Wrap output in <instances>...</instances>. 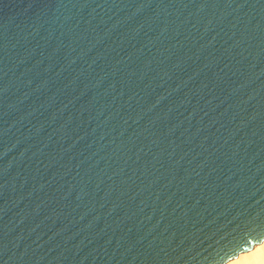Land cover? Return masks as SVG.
I'll return each instance as SVG.
<instances>
[{
	"label": "water",
	"instance_id": "95a60500",
	"mask_svg": "<svg viewBox=\"0 0 264 264\" xmlns=\"http://www.w3.org/2000/svg\"><path fill=\"white\" fill-rule=\"evenodd\" d=\"M263 241L264 0H0V264Z\"/></svg>",
	"mask_w": 264,
	"mask_h": 264
},
{
	"label": "bare ground",
	"instance_id": "6f19581e",
	"mask_svg": "<svg viewBox=\"0 0 264 264\" xmlns=\"http://www.w3.org/2000/svg\"><path fill=\"white\" fill-rule=\"evenodd\" d=\"M225 264H264V241Z\"/></svg>",
	"mask_w": 264,
	"mask_h": 264
}]
</instances>
